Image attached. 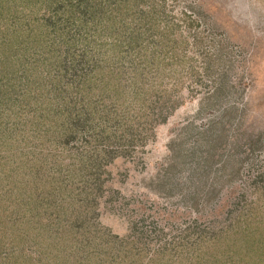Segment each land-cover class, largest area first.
<instances>
[{
	"label": "rangeland",
	"instance_id": "obj_1",
	"mask_svg": "<svg viewBox=\"0 0 264 264\" xmlns=\"http://www.w3.org/2000/svg\"><path fill=\"white\" fill-rule=\"evenodd\" d=\"M141 4L153 10L147 12L151 19L172 27L168 44L174 57L163 62L165 80L156 83L162 85L159 89L172 90L179 104L169 105L167 120L155 124L158 109L139 110L143 96L132 91L136 83L130 79L128 108L113 109V117L101 118L97 127L88 121L85 128L104 130V140L94 134L87 144V130L59 148L47 137L36 139L24 151L27 165L10 150L3 158L2 151L0 264H26L24 258L32 264L31 255L39 253L45 264H96L97 255L98 264H103L104 247L126 253V242L133 239L147 247L136 259L131 250L130 263L145 259L151 264L158 247L184 244L188 251L187 242L193 243L191 248L200 246L213 230L219 233L237 225L241 214L252 224L256 216L260 222L255 224L264 234V0ZM15 6L12 9L21 5ZM10 36L11 47L0 43V63L5 61L3 52L8 57L6 49L17 48L16 33ZM22 58L12 60L9 69L25 75ZM111 67L101 66L108 88L117 82L118 68L108 71ZM42 70L49 72L46 81L31 86L26 96L35 108L47 102L43 114L55 118L44 93L57 95L58 88L62 93L63 80L54 77L57 69L51 63ZM149 92L155 93L151 88ZM25 171L30 173L26 189ZM34 215H44L47 223L35 222ZM29 223L33 225L28 229ZM4 232L14 241L10 249L17 247L14 243L28 247L26 256L14 250L7 257ZM120 240L126 242L121 245ZM167 254L166 260L173 256Z\"/></svg>",
	"mask_w": 264,
	"mask_h": 264
},
{
	"label": "trees",
	"instance_id": "obj_2",
	"mask_svg": "<svg viewBox=\"0 0 264 264\" xmlns=\"http://www.w3.org/2000/svg\"><path fill=\"white\" fill-rule=\"evenodd\" d=\"M144 1L0 0V43L5 47H11L13 42L10 35L15 33L17 35L16 50L12 52L6 49V56L11 59L5 57L3 52L5 61L1 60L0 63V153L5 152L1 155L3 158L10 156L8 151L10 150L12 153H17L20 161L27 165L29 158L24 153L26 147L37 142L36 139L42 141L41 138L46 137V140H50L56 148H59L58 144L69 142L86 130L90 133L85 134L88 136L87 144L92 141L94 134L99 139L100 133L104 130L91 132L90 129H85L89 127L88 121L97 127L101 118L106 120L107 115L109 119L113 117V109L118 110L122 106L128 108L130 79L136 83L135 87L132 86V91L143 96L146 102L142 101L138 105L139 110L145 112L157 108L158 117L152 121L159 124L167 120L166 110L169 105L176 108L179 104L172 90L158 88L162 86L167 72L165 67H161L163 62L174 57L168 44V35L172 27L170 24L163 26L159 18L151 19L148 13H152L153 10L141 8V3ZM17 3L21 6L12 9L16 8ZM16 58H22L19 63L22 62L24 65L25 75H20L18 72L17 74L12 68L9 69L12 60L15 62L18 60ZM50 63L57 69L54 77L63 80L59 86L62 93L59 88L56 91L57 95H51L49 90L44 93L47 95L44 100L52 101L56 111L55 118L50 114L44 116L43 111L48 106L47 102L44 106L35 108L26 96L29 95L30 90L33 91L31 86L35 84L38 86L37 84H42V80L43 83L46 81L49 72L45 73L42 65L50 66ZM104 65L118 68L117 82L111 88L106 85L109 81L102 77L101 66ZM112 67L108 68V71L113 72ZM62 76L65 78L63 79ZM70 76L76 79L72 80ZM49 84L55 88L52 82ZM44 85L47 88V84ZM25 87L29 89L24 91ZM144 87L150 96L149 94L148 97L146 96L147 91L145 92ZM150 88L155 92L153 96L149 92ZM83 94L88 95L87 98ZM115 104H119L118 107ZM141 118L142 115L139 119ZM103 135L105 138L113 137L106 136V133ZM31 166L29 164L30 168ZM14 168L18 169L17 166ZM22 178L26 189L30 184V173L28 176L26 171L22 172ZM1 191H6L5 187ZM195 195L199 196L197 193ZM34 217L35 222L38 223L48 221L44 215H39L38 218L34 215ZM248 217L246 214H241L237 225H230L219 233L213 230L212 236L203 239V243L198 247L191 248L193 243L187 242L191 245L188 251L183 247L184 244H181V248L174 243L162 245L152 254L150 263L264 264V234L255 224L260 221L254 216L251 220L252 224ZM12 218L16 216L12 215ZM32 225L29 223L28 229ZM4 233L3 238L7 236L8 240L7 257L14 250L26 256L29 252L28 247L14 243V247H17L10 249V244L14 241L8 232ZM26 237H29L28 233ZM136 241L138 240L133 239L129 242L120 240L121 245L125 242L128 244L126 247L129 248V252L126 253L124 249L119 251L113 246L104 247L101 250L105 258L103 264H146L145 259H137L130 263L131 250L134 253L131 256L136 259L143 253L142 247L144 249L147 247L146 245L140 247L141 241ZM136 243L138 247L135 246ZM169 250H174L175 253L170 254ZM149 251L147 250V254ZM167 253L173 255L171 258L168 257V260L165 259ZM180 253L186 256H179ZM39 254L36 256L33 254L31 258L38 256L37 264H45L43 253ZM97 257L96 264L100 263L99 256ZM33 259L32 264H36ZM26 261L27 259L24 258L27 264Z\"/></svg>",
	"mask_w": 264,
	"mask_h": 264
}]
</instances>
